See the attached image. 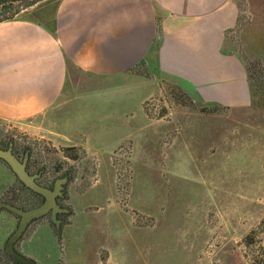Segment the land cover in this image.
Segmentation results:
<instances>
[{
  "label": "rangeland",
  "instance_id": "374dc122",
  "mask_svg": "<svg viewBox=\"0 0 264 264\" xmlns=\"http://www.w3.org/2000/svg\"><path fill=\"white\" fill-rule=\"evenodd\" d=\"M234 1L226 42L257 60L249 102L208 104L187 81L140 63L144 81L81 79L55 129L0 119V140L29 154L39 182L68 175L69 211L58 224L49 214L32 222L20 253L36 264H264V0ZM26 3L6 15L56 0ZM20 184L0 160V201L36 206ZM18 220L0 210V264H12L2 257Z\"/></svg>",
  "mask_w": 264,
  "mask_h": 264
},
{
  "label": "crops",
  "instance_id": "0c3cea01",
  "mask_svg": "<svg viewBox=\"0 0 264 264\" xmlns=\"http://www.w3.org/2000/svg\"><path fill=\"white\" fill-rule=\"evenodd\" d=\"M36 12L0 21L1 120L55 129L81 79L144 81L140 63L208 104L250 101L242 53L226 42L234 0H56Z\"/></svg>",
  "mask_w": 264,
  "mask_h": 264
},
{
  "label": "water",
  "instance_id": "95a60500",
  "mask_svg": "<svg viewBox=\"0 0 264 264\" xmlns=\"http://www.w3.org/2000/svg\"><path fill=\"white\" fill-rule=\"evenodd\" d=\"M0 158L5 161L7 167L23 183L24 187L43 196L42 203L31 208H22L6 201H0V210L6 208V210L19 217L16 229H14L6 242L5 253L11 257L14 263L36 264L33 259L20 253L15 248V244L34 220L48 212H50L51 220L56 224L59 223V220L56 219V214L67 211V208L60 206L57 198L63 195V185L67 181V177L58 178L51 188L40 184L36 180L38 174H29L26 168L27 158L25 157L21 161L13 154L11 146L8 149L0 148Z\"/></svg>",
  "mask_w": 264,
  "mask_h": 264
},
{
  "label": "trees",
  "instance_id": "16d2710c",
  "mask_svg": "<svg viewBox=\"0 0 264 264\" xmlns=\"http://www.w3.org/2000/svg\"><path fill=\"white\" fill-rule=\"evenodd\" d=\"M23 1H27V3H26L27 5L26 6H28V5L30 6L32 4L33 5L36 4L39 0H29V1L28 0H0V21H2L4 19H9V18L13 19L12 18L13 15H11V14L6 15V13L8 12V10L10 8L14 7V4L17 3V4L22 5ZM14 13H17V11H14ZM244 61H245V68H246V74H247V81H248L249 85H253L252 78L254 77L253 74H254V71H255V65L257 64V60H254V59L245 60L244 59ZM215 106H217V105H215ZM202 110H207V107L203 106ZM210 111H213V110L211 109V110H209V112ZM19 182L21 183V181H19ZM25 189L29 190V188H26V187H25ZM29 192L37 199V205H38L41 202L43 196H41V195H39L37 193H34L31 190H29ZM11 204H13V203H11ZM20 207H22V206H20ZM22 208H24V207H22ZM44 216H42V217H40L38 219H41ZM38 219H36V220H38ZM36 220H34V221H36ZM2 258H5V259L9 260L10 262H12V264H23V263H14L12 261L11 257L8 256L5 252H4V257H2Z\"/></svg>",
  "mask_w": 264,
  "mask_h": 264
},
{
  "label": "flooded vegetation",
  "instance_id": "af4514ba",
  "mask_svg": "<svg viewBox=\"0 0 264 264\" xmlns=\"http://www.w3.org/2000/svg\"><path fill=\"white\" fill-rule=\"evenodd\" d=\"M11 146V149H12V152H13V154H15V156H17L21 161L26 157L27 158V162H26V168H27V170H28V172H29V174H34V173H32V172H30L29 171V167H28V165L30 164V157H29V154L27 153V152H25L24 153V156L23 157H19L18 156V153L15 151V147H14V145H13V142L11 141V140H8V139H5V140H0V148H9ZM0 160L1 161H3V163H5V161L3 160V159H1L0 158ZM6 164V163H5ZM7 165V164H6ZM30 166V165H29ZM35 174H38V177L36 178V180L39 182V179H41L42 178V176H43V170L42 169H38V170H35ZM66 177H67V180H68V175H65ZM16 177V176H15ZM17 178V177H16ZM18 179V178H17ZM58 179V178H57ZM57 179H55V181L57 180ZM19 180V179H18ZM20 181V180H19ZM55 181H54V183H55ZM22 183V182H21ZM40 184H42L41 182H39ZM54 183L52 184V185H46V184H42V185H44V186H48V187H53V185H54ZM24 189H25V187L23 186V183L22 184H20ZM64 197V188H63V195L62 196H59L58 198H57V201H58V203L60 204V206H62V207H66L67 208V211H63V212H68L69 210H68V207L67 206H65V205H63V204H61L60 203V198H63ZM42 201H43V197H42V200H41V202L39 203V204H41L42 203ZM38 204V205H39ZM37 206V205H36ZM35 207V206H34ZM61 212H59V213H57L56 215H59ZM47 214H49V216H50V212H48ZM46 215V214H45Z\"/></svg>",
  "mask_w": 264,
  "mask_h": 264
}]
</instances>
